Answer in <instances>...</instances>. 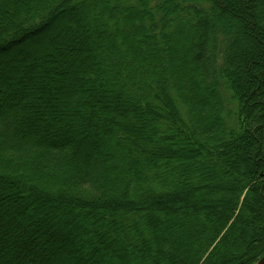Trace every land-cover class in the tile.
Returning a JSON list of instances; mask_svg holds the SVG:
<instances>
[{
  "label": "trees",
  "instance_id": "trees-1",
  "mask_svg": "<svg viewBox=\"0 0 264 264\" xmlns=\"http://www.w3.org/2000/svg\"><path fill=\"white\" fill-rule=\"evenodd\" d=\"M169 4L191 7L196 28H174ZM262 6L0 0V264L262 258ZM220 7L242 13V39L224 11L219 27L205 16ZM171 30L185 52L166 45ZM187 166L197 175L179 181ZM178 214L188 226L174 224Z\"/></svg>",
  "mask_w": 264,
  "mask_h": 264
},
{
  "label": "rangeland",
  "instance_id": "rangeland-1",
  "mask_svg": "<svg viewBox=\"0 0 264 264\" xmlns=\"http://www.w3.org/2000/svg\"><path fill=\"white\" fill-rule=\"evenodd\" d=\"M190 3H194V4H198L199 5V3H197L196 1H191ZM170 6H169V8L171 9V15H172V17H173V27L175 28V26H174V22H177V23H180L181 21H184V22H186V24H184L186 27H187V29H193L195 26H194V23H195V19L194 18H189L188 20H186L187 19V17L189 16V14H190V10H191V7H187L186 9H182V8H177V7H172L171 6V4H169ZM222 11H224L223 13H225L226 15H227V17L231 20V22H232V26L234 27V31L236 32V35H237V37H239V38H243V32H242V29L240 30L239 29V20H241L242 19V13L239 11V10H232V9H229V8H226V9H223L222 7H220L219 9H217V8H214L213 10H212V12H207V13H204L205 14V16H207V18H209V21H211V23L213 22L214 23V26H217V27H219V25H221V20H217L216 19V14H218V13H221ZM264 12V7L262 6L261 8H260V10L258 11V13L260 14V15H262V13ZM218 21H219V23H218ZM68 20H67V25H68ZM173 27H171L172 29H173ZM62 28V27H61ZM61 28H59V29H61ZM196 28V27H195ZM58 29V27H54V28H48V29H46V31L45 32H43V33H41L40 35H39V37L41 38V40H47L48 38L50 39L51 38V36L55 33V32H58V31H60ZM251 30L252 31H256L258 34H259V30H258V28H256V27H254V28H251ZM47 38V39H46ZM241 39H239L240 40V42H241V47L244 49V50H247V49H249L250 48V46H252L251 44H244L242 41H241ZM176 44H179V45H184L183 46V50H184V52H185V50L189 47V43L188 42H186V41H184V42H181V40L179 39V37L177 36V35H175L174 34V32H173V30H171V32H170V34L168 35V37H167V41H166V45H168V46H173V45H176ZM33 46H36V44H35V42L33 41V43H30V44H28L27 46H25V48L24 49H22L23 51H28V52H30V48H32ZM161 46L162 47H164V45L163 44H161ZM27 49V50H26ZM29 49V50H28ZM33 50H34V48H33ZM29 55H33L32 53L31 54H29ZM236 73H237V75H241V70H240V67L237 65V67H236ZM198 81H202V79H201V77H198ZM247 85V81H245L244 82V86H246ZM241 165V164H240ZM195 175H197L196 174V172H195V170L194 169H192V166H191V168H188V166H187V168H185V169H182V173H181V175H180V177H179V181H185V178H187L188 176H195ZM232 175H235V174H232ZM231 175V176H232ZM228 178V177H227ZM43 179V183H41L43 186H48V183H46L45 182V179L44 178H42ZM37 180H39V178L37 179ZM26 181V180H25ZM215 181V179L214 178H212V177H209V178H207L206 180H199L198 179V183L199 184H201V185H211L213 182ZM28 181H26V183H27ZM45 182V183H44ZM53 185H49L50 187H54L55 188V183H52ZM59 187L61 186L60 184L58 185ZM201 190V189H200ZM198 192H201V191H199L198 190ZM212 195H210V192L208 191V194H207V198L209 197V198H211V197H213V198H216V197H218L219 195H217V193H211ZM211 205H213V207H216L217 206V203H216V201H215V199L214 200H212V204ZM198 212V210H194V212L192 213V214H189V215H196V213ZM246 214H248V212L246 213ZM179 215V220H177L174 224H176V225H183V226H188V221L186 222V221H184L182 218H183V214H178ZM187 215V214H186ZM252 214L250 213V216H251ZM249 216V217H250ZM248 217V218H249ZM234 220V217H233V219H232V221ZM232 221H230V223L232 222ZM174 230L172 231L171 230V233L173 232H175L177 229L174 227L173 228ZM235 233V235H237L236 236V245L234 246V248H230L231 249V251H235L236 249H239V248H241L244 244V239H243V237H241L240 236V234L237 232V230L234 232ZM249 233V232H248ZM236 252V251H235ZM259 256H256L255 255V257L252 259V261H251V263L250 264H258L259 262H260V260H261V258H258ZM164 263H165V261H164Z\"/></svg>",
  "mask_w": 264,
  "mask_h": 264
},
{
  "label": "water",
  "instance_id": "water-1",
  "mask_svg": "<svg viewBox=\"0 0 264 264\" xmlns=\"http://www.w3.org/2000/svg\"><path fill=\"white\" fill-rule=\"evenodd\" d=\"M258 264H264V256L261 258V260Z\"/></svg>",
  "mask_w": 264,
  "mask_h": 264
}]
</instances>
